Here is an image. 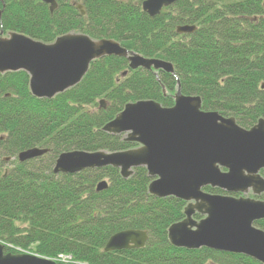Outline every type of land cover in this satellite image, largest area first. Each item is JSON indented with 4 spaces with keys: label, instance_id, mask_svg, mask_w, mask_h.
I'll return each mask as SVG.
<instances>
[{
    "label": "trees",
    "instance_id": "obj_1",
    "mask_svg": "<svg viewBox=\"0 0 264 264\" xmlns=\"http://www.w3.org/2000/svg\"><path fill=\"white\" fill-rule=\"evenodd\" d=\"M56 1L51 13L41 0H0V31L44 44L69 33L111 39L144 58L171 63L174 73L130 70L125 58L104 57L90 64L78 85L52 99L33 97L23 71L0 74V157L13 159L0 172L4 252L65 256L72 264H260L240 254L171 246L167 229L184 218L185 202L149 195L144 168L123 179L112 167L65 175L54 174L53 166L65 152L136 147L102 128L128 103L172 107L178 86L182 95L201 99L202 111L233 117L243 129L264 119L263 0H178L155 17L142 11L145 0ZM180 26L195 30L178 34ZM33 148L47 153L18 161L19 153ZM101 181L107 187L96 191ZM256 226L264 231V219ZM126 230L146 232L145 246L105 252L108 239Z\"/></svg>",
    "mask_w": 264,
    "mask_h": 264
},
{
    "label": "water",
    "instance_id": "obj_2",
    "mask_svg": "<svg viewBox=\"0 0 264 264\" xmlns=\"http://www.w3.org/2000/svg\"><path fill=\"white\" fill-rule=\"evenodd\" d=\"M41 1L51 13L57 8L56 0ZM177 1L145 0L141 7L148 16L155 17ZM74 6L82 17L86 15L80 4ZM194 30V26L176 28L178 34ZM109 56L125 58L130 70L174 73L171 63L144 58L111 39L93 40L84 34L69 33L44 44L14 32L3 36L0 31V74L27 73L29 92L37 99H52L75 87L93 61ZM99 104L105 109L104 101ZM102 131L124 135L125 142L137 147L111 153L65 152L57 157L53 173L74 175L112 167L128 179L134 169L145 168L151 178L149 195L174 197L186 203L184 218L167 229L171 246L240 254L264 264V231L254 225L264 219V202L203 191L209 187L228 194L264 193V178L259 174L264 170V119L243 129L233 117L202 111L201 99L182 95L178 87L172 107H162L152 100L128 103ZM46 153L47 149H29L18 154V161ZM106 187L107 183L101 181L96 191ZM196 214L200 220L194 219ZM147 239L144 231H121L108 239L104 251L141 249ZM0 264L57 263L31 254L5 253L0 244Z\"/></svg>",
    "mask_w": 264,
    "mask_h": 264
},
{
    "label": "rangeland",
    "instance_id": "obj_3",
    "mask_svg": "<svg viewBox=\"0 0 264 264\" xmlns=\"http://www.w3.org/2000/svg\"><path fill=\"white\" fill-rule=\"evenodd\" d=\"M100 100H98V104H99ZM6 159H7L6 157H2V158L0 157V162H3V164L0 166V172H3L4 170L8 171L10 169L11 165H12L11 163H12L13 159L12 158H10V159L8 158L9 159L8 161H6ZM215 194H218V195H222L223 194V195H226V196L228 195L227 193H223V192L215 193ZM243 198H250V195H247V196H245ZM0 244L4 245L1 242H0ZM18 251H19L20 254H24V253H21L22 251H20V250H18ZM60 261H61V263H67V262H65L64 259H62Z\"/></svg>",
    "mask_w": 264,
    "mask_h": 264
},
{
    "label": "flooded vegetation",
    "instance_id": "obj_4",
    "mask_svg": "<svg viewBox=\"0 0 264 264\" xmlns=\"http://www.w3.org/2000/svg\"><path fill=\"white\" fill-rule=\"evenodd\" d=\"M260 175L264 178V170H260ZM232 195L233 197L235 198H243L247 195H250V199H254V200H258V201H262L264 202V193L260 194V195H253L251 191H248L247 193L245 194H242V193H232L230 194ZM261 221V220H260ZM258 222V221H257ZM254 225L256 226V222L254 223ZM257 227V226H256ZM258 228V227H257ZM260 229V228H259ZM262 230V229H261Z\"/></svg>",
    "mask_w": 264,
    "mask_h": 264
}]
</instances>
